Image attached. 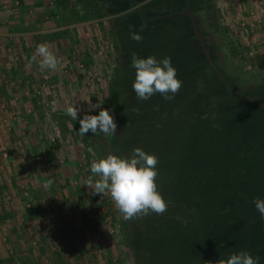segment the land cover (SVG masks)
<instances>
[{
  "label": "rangeland",
  "instance_id": "1",
  "mask_svg": "<svg viewBox=\"0 0 264 264\" xmlns=\"http://www.w3.org/2000/svg\"><path fill=\"white\" fill-rule=\"evenodd\" d=\"M131 2L130 9L122 0H67L61 5L59 0H0V264H158L170 249L174 260L189 249L192 259L182 264H218L244 251L242 246L219 251L214 245L229 232L228 219L221 220L219 202L227 194L218 187L224 168L229 170L226 178L231 179L236 160L245 169L246 186L252 190L248 197L256 190L264 192V126L259 113L240 104L256 99L264 104V0H192V7H186L185 0ZM98 8L105 16H97ZM134 10L155 19L193 11L188 15L196 39L194 52L187 58L197 52L200 64L204 51L221 81H214L206 70L199 74L186 68V76L178 77L183 86L174 99L164 101L157 94L139 100L132 88L135 69L129 66L136 50L131 31L139 29L128 16ZM189 31L187 26L178 34ZM159 33L163 31L155 35ZM41 43L49 45L62 67L39 69L32 56ZM139 49L136 54L150 51L157 60L173 61V56L158 53L155 44ZM222 82L238 95V104L235 98L221 97ZM114 89L118 91L113 98ZM152 103H156L154 108ZM69 107L79 109L77 120L67 114ZM104 109L113 115L117 133L81 136L79 120ZM225 114L228 117L222 118ZM251 115L255 118L250 119ZM178 117L184 118L183 131L172 129L164 135L178 165L171 170L173 184L191 188L201 179L202 204L189 194L180 219L175 218L182 224H173L168 229L171 239L150 250L148 232L140 226L154 213L133 219L138 221L134 225L133 220L124 219L110 196L95 194L86 184L89 177L98 179L91 173L93 160L109 154L130 158L134 143L142 147L148 130L162 134L161 130H169L163 129L168 121L173 126ZM244 130H256L259 141L246 143L250 137L245 138ZM225 133L228 137H221ZM238 135L233 149L220 144ZM189 137L202 148L199 153L189 146ZM208 143L219 148L206 153ZM224 150L229 153L224 155ZM212 158L214 164L221 160L223 168L222 163L213 165ZM214 190L220 194L215 196ZM200 206L210 207L207 216L200 213ZM236 208L229 210V217L238 213ZM255 209L247 205L243 212L259 214L253 213ZM124 223L140 244L139 256L123 236ZM180 225L185 227L183 233L189 231L191 240H183L176 229ZM166 260L174 264L173 258Z\"/></svg>",
  "mask_w": 264,
  "mask_h": 264
},
{
  "label": "trees",
  "instance_id": "2",
  "mask_svg": "<svg viewBox=\"0 0 264 264\" xmlns=\"http://www.w3.org/2000/svg\"><path fill=\"white\" fill-rule=\"evenodd\" d=\"M122 1H123V4L125 6H129L130 9L132 8V6H134V3L131 2V0H122ZM191 1L192 0H185L187 6H190V7L193 6ZM59 2H60L59 4L61 5L62 3L64 4V2L67 3V0H59ZM94 8H96V7H94ZM101 9L100 8L96 9V11L98 12V14H97L98 17L105 16V14L100 13ZM188 13L193 15V11H190L187 13L174 12V13H171V15L170 14L167 15V17H165V18L160 17L159 19H155L154 17H151L147 12H144L143 10H134L133 13L129 14L128 16L132 20L131 23L135 24L134 28H136V29L139 28L138 31L136 30V32H138L139 34H141L143 36L142 42L137 43L135 41V46H136L135 47L136 48L135 54H136V52H139V50H140L139 48L141 46H143V44H147V43H150L152 45L155 44L157 46V48L159 49L157 51L158 53H160V54L165 53L166 56H169V55L173 56V61H171L173 63V65L180 64L181 67H179L178 65H175V67L177 69L178 77L179 76L180 77L186 76V68H190L199 74H201V73L203 74V71L206 70L212 75V76L210 75V78H212L214 81H216V82L221 81L220 80L221 78L218 76V74H216L215 70L212 68L210 61L207 60V58H209V56L204 51L201 52L203 55H202V60H201L200 64L198 63V61H199L198 54L199 53H197V52L191 54L190 57L188 56V58H187L188 53L194 52L193 46H194V42H195L194 40L196 39V35L193 34L192 24H191V20H190ZM186 25L188 26V31L190 30L189 33H187L186 35H184L185 33L182 35L178 34L183 29H186V27H187ZM157 26H159V29L155 30ZM142 28H143V30H141ZM180 28H182V29H180ZM154 30H155V32H154ZM158 30L163 31V33L162 34L159 33V35H155V34H157ZM165 31L169 32V33L167 32L168 35L165 34ZM190 33L192 34V36H190ZM198 47H201V46L198 45ZM180 48H182V50H180ZM154 49L155 48H153V50ZM200 51H201V49H200ZM231 52L233 53V55H237V50L235 48H232ZM137 55L140 58H147L148 56H151V53L149 51V53L145 52V53H140ZM213 56L214 55L211 52L210 57L212 58ZM129 66H131V61L129 63ZM193 71H192V73H193ZM221 84L223 86V89L220 90L221 97L225 96V97L235 98L236 100H233V101H235L238 104V95L236 93H232L226 87V85L223 82ZM205 86H206V84H205ZM117 91H118V89L113 90V92H112L113 98L116 96ZM261 99L264 102V97H262ZM164 101H166V100H164ZM222 101H224V100H222ZM239 102H240V100H239ZM156 103H152L151 107L154 108ZM240 104L243 105L244 107L251 106V108H252L251 113H253V112L259 113L260 116L258 117V119H260V121H261L260 124L264 126V109L260 105H258L257 102H249V101H242L241 100ZM245 104H247V105H245ZM226 108L227 107H225L224 109H226ZM224 116L228 117L227 114H225L221 117L223 118ZM252 118H255V117L253 115H251L250 119H252ZM165 121L167 122V120H165ZM183 121H184L183 117H178L177 121L174 123L173 126H171L172 122L168 121V125H165L163 129L168 128L169 130H161L164 132L162 134L161 133H154L153 130H148L149 133H146V138H143L142 147H140L139 143H134V146H133L134 149L139 147V148L143 149L145 152H147L149 154H154L155 156H157L159 158V164L157 165L158 173H159L157 178L161 179V181H159L160 182L159 183V188H160L159 190H160V193L163 195V197L169 202V208L165 214H163V215L154 214V216H152V217L148 216L149 217L148 221L144 222L146 225L142 223V225L140 226V227L144 226L148 232V234H147L148 238L147 239L150 243V246H148L149 249H150V247L153 248L156 245V243H158L157 245H159V244H161V242L163 243V242H166L167 240L171 239V236L169 234L168 229L173 224L179 222V221H175V218L178 217L176 219H180L181 208L184 206L185 203L188 202L187 200H188V198H190L189 194H191V198H190L191 200L194 201V199H195V203L199 202V204H202L203 198H202V196H200L199 193L203 192L204 183H202L201 179H198L197 182H194L193 187H191V188H189L187 186V184H186V187L183 185L176 186L173 184V182H174L173 179H175V176L173 174H171V170H173V169L175 170L178 167V165H176L177 161H175V159L173 158L172 149H170L171 145L167 142L168 136H164V135L165 134L168 135V132L172 131V129L177 130V133L183 131V130H181V128L184 129V127H185V124ZM244 131H246L248 133V134L245 133V138L247 139L248 137H250L249 140H246V143L254 142V145H255L256 140L259 141V139L256 138L254 135L256 130L254 132H251V131L249 132L248 130H244ZM240 135H238L235 140H231V138L229 136V139H227L226 142H222V143L220 142V144L221 145L225 144L224 146L231 145L230 146L231 148H229V149H233L232 146L236 143V140L239 138ZM226 136H227V133H225L224 135H221V137H226ZM188 142H189V146L192 149L198 150V153L202 149L201 147L198 148L197 147L198 145H196L195 142L191 141L190 137H189ZM190 142L194 143V146H192ZM207 148L205 150H203L206 153H207V151L208 152H211L212 150L216 151L219 147H211L209 144V148L208 149ZM252 150L254 152V148H252ZM174 152H175V149H174ZM175 153H181V150L178 149L177 152H175ZM225 153H229V150H224V155H225ZM216 157H217V155H216ZM176 160H178V159H176ZM210 161L213 165H218V164L222 163V168L224 166V164L221 160L220 161L218 160V162L216 164H214L215 162H213V158ZM238 162L239 161H236V160L232 161V165H234V163H235V164H237V166L233 168L232 173H234V174L231 177V179H233V181H231V182H230L231 179L226 178V177H228L229 170L225 169V168L223 169V176L224 177L222 178V181H221L218 188H219V190L222 188L221 191L227 195L224 198H222L219 202H220V205L222 206L220 208V211L223 213V215L221 216V220L228 219V222H226V227L228 228L229 232L225 231V233H223L224 237L219 238V240L217 242H215L214 245L219 251H221L223 249L226 250L228 247H231V246L232 247L242 246V248L240 247L242 250L248 251L254 257L258 256L260 258L259 264H264V218H262L259 214L247 215L243 212V209L244 210L247 209V205L249 207L255 206L253 203L255 196H256V198L264 199V192H263V194H261V192L263 190H261V191L256 190V192L253 191L255 195L252 198H250V196L248 197V193H250V191H252V190H249V188L246 186L248 181L246 178V173L243 172V171H245V169L242 170V168L240 167L241 165L240 164L238 165ZM229 165H231V164H229ZM204 166H205V164H204ZM215 191L216 190H214V192H213L215 194V196L217 194H220V193H217ZM232 193L234 194L233 197L228 195V194L231 195ZM227 198L230 199L229 203H225L227 201H225L224 199H227ZM231 198L234 200H232ZM236 198L240 199L239 201H237V203L235 202ZM211 204L212 203L208 202V204H206V205L209 206ZM200 207H201L200 213L203 216H207V213L210 212V209H209L210 207L209 208H207L206 206L205 207L200 206ZM235 207H237L236 213L237 212L238 213L236 215L229 217V215L231 214L229 210H233V208H235ZM224 208H226V209H224ZM205 211H206V213H205ZM256 211L257 210L255 209L253 213H255ZM146 218L147 217H145L144 219H146ZM231 218H233V219L231 220ZM133 224L138 225V221L133 220ZM179 224H182V223L179 222ZM181 226L182 225L177 226L176 229H177L179 234H182L183 240L187 239L188 237L190 238L189 231H188V234L183 233L182 230L185 227L182 228ZM204 227H205V225H204ZM123 228H124L123 229L124 235L123 234L122 235L124 236L125 240H127V242L130 243V246L135 248V251L139 256L140 253H138V247H140V244L134 241L133 229L131 230L128 223H126V224L124 223ZM227 228H226V230H227ZM196 229L199 230L198 227H196ZM196 229L194 228V231H196ZM153 230H154V233H153ZM187 230H188V228H187ZM155 231H156V233H155ZM131 235H132V237H131ZM190 240H191V238H190ZM195 242H197V237H195ZM222 242H223V244H220ZM189 253H190L189 249H185L182 252H180L179 254H177L175 256L176 260H174L172 249L166 250L165 254H164L165 258L162 257L161 260H158L161 262H158V261L157 262H158V264H168L166 259H168V261L170 262V260L173 258L174 264H182L181 263L182 261H184L186 263V261H188V259H190V257L192 259V255ZM217 255H218V253H215V256H217ZM150 257H151V259H153V256H150ZM166 257H168V258H166ZM175 261H176V263H175Z\"/></svg>",
  "mask_w": 264,
  "mask_h": 264
},
{
  "label": "clouds",
  "instance_id": "3",
  "mask_svg": "<svg viewBox=\"0 0 264 264\" xmlns=\"http://www.w3.org/2000/svg\"><path fill=\"white\" fill-rule=\"evenodd\" d=\"M131 39L139 43L142 42L143 36L131 31ZM32 61L38 63L41 71H56L62 67L60 59L47 43L37 46ZM131 67L135 69L132 88L141 101H147L157 94L170 101L183 86V81L178 79L177 69L172 65L170 58H140L133 53ZM78 112L77 108L67 109V114L73 120H77ZM79 123L81 136L101 132L105 136H113L117 133L115 119L107 109L101 110L99 115L85 114ZM158 164L157 156L148 154L139 147L133 150L130 158L109 154L106 158L92 161L91 173L98 179L93 181V178L89 177L86 185L92 188L95 194L110 196L125 220L142 218L153 213L163 215L169 208V202L158 190ZM253 203L264 218V199L256 198ZM259 260L258 256L254 257L248 251H240L231 254L227 260L220 259L218 264H259Z\"/></svg>",
  "mask_w": 264,
  "mask_h": 264
},
{
  "label": "water",
  "instance_id": "4",
  "mask_svg": "<svg viewBox=\"0 0 264 264\" xmlns=\"http://www.w3.org/2000/svg\"><path fill=\"white\" fill-rule=\"evenodd\" d=\"M257 103L264 108V104L261 102L260 99H256Z\"/></svg>",
  "mask_w": 264,
  "mask_h": 264
},
{
  "label": "flooded vegetation",
  "instance_id": "5",
  "mask_svg": "<svg viewBox=\"0 0 264 264\" xmlns=\"http://www.w3.org/2000/svg\"><path fill=\"white\" fill-rule=\"evenodd\" d=\"M185 6L187 7V4L185 3ZM186 11V9L184 8V10L182 11V12H185Z\"/></svg>",
  "mask_w": 264,
  "mask_h": 264
},
{
  "label": "crops",
  "instance_id": "6",
  "mask_svg": "<svg viewBox=\"0 0 264 264\" xmlns=\"http://www.w3.org/2000/svg\"><path fill=\"white\" fill-rule=\"evenodd\" d=\"M30 1V0H29Z\"/></svg>",
  "mask_w": 264,
  "mask_h": 264
}]
</instances>
